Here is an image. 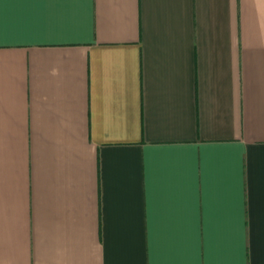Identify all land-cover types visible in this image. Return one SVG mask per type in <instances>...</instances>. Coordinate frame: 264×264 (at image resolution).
<instances>
[{
  "label": "crops",
  "instance_id": "obj_1",
  "mask_svg": "<svg viewBox=\"0 0 264 264\" xmlns=\"http://www.w3.org/2000/svg\"><path fill=\"white\" fill-rule=\"evenodd\" d=\"M0 17V264H264V0Z\"/></svg>",
  "mask_w": 264,
  "mask_h": 264
},
{
  "label": "snow or ice",
  "instance_id": "obj_2",
  "mask_svg": "<svg viewBox=\"0 0 264 264\" xmlns=\"http://www.w3.org/2000/svg\"><path fill=\"white\" fill-rule=\"evenodd\" d=\"M3 26V20H2V17H0V27Z\"/></svg>",
  "mask_w": 264,
  "mask_h": 264
}]
</instances>
